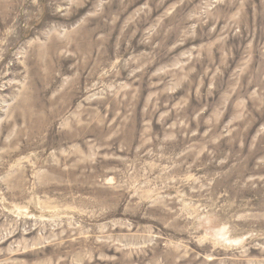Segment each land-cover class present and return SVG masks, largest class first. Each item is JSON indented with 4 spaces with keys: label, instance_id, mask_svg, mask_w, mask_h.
Listing matches in <instances>:
<instances>
[{
    "label": "rangeland",
    "instance_id": "obj_1",
    "mask_svg": "<svg viewBox=\"0 0 264 264\" xmlns=\"http://www.w3.org/2000/svg\"><path fill=\"white\" fill-rule=\"evenodd\" d=\"M0 264H264V0H0Z\"/></svg>",
    "mask_w": 264,
    "mask_h": 264
}]
</instances>
